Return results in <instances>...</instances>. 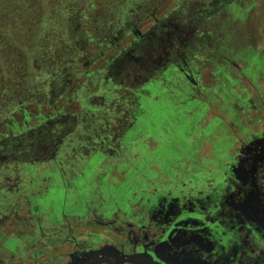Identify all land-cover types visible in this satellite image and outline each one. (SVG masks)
Here are the masks:
<instances>
[{
  "label": "rangeland",
  "instance_id": "1",
  "mask_svg": "<svg viewBox=\"0 0 264 264\" xmlns=\"http://www.w3.org/2000/svg\"><path fill=\"white\" fill-rule=\"evenodd\" d=\"M246 54L264 58V0H0V264L64 258L71 236L112 240L115 230L93 216L63 219L43 235L30 196L49 174H73L97 151L100 167L114 164L139 96L174 63H186L204 100L226 73L245 102L234 106L239 123L228 126L246 143L258 138L264 74L247 75ZM133 209L132 216L142 211ZM109 219L116 229L135 225L131 216ZM28 234L36 239L19 253L5 249L6 237ZM113 257L108 251L82 264H139Z\"/></svg>",
  "mask_w": 264,
  "mask_h": 264
},
{
  "label": "flooded vegetation",
  "instance_id": "2",
  "mask_svg": "<svg viewBox=\"0 0 264 264\" xmlns=\"http://www.w3.org/2000/svg\"><path fill=\"white\" fill-rule=\"evenodd\" d=\"M132 31L136 38L142 37L137 29ZM246 73L249 74L247 69ZM162 75L180 78L174 86L181 92L187 86L190 95L187 100L195 101L187 106L196 110L192 130L190 123L171 133L167 130H125L124 138L143 131L147 134L141 149L144 162L149 165L143 174L148 184H136L140 199L135 200L133 195L131 199L127 198L132 190L127 189L128 183L124 187H115L114 184L115 189L111 185L102 188L112 196L114 206L110 201H103L90 207L84 187L85 176H82L81 184L75 186L68 181L67 175L60 174L64 187L62 194L55 187L53 193L44 198L43 204L30 201L37 231L48 236L50 234L43 230L46 224L54 226L63 219L69 222V219L93 216L97 224L115 230L113 238L103 242L91 236V243L83 244L71 236L66 239L70 248L64 258L57 256L55 261L34 264H82L89 253L103 247H108L113 259L130 257L139 264H264V187L258 181V168L264 166V132L246 143L230 130L228 121L239 123L234 106L245 103L236 93V86L231 88L235 93L229 97L224 82L204 100L200 98L202 88L183 60L171 65ZM152 84L155 101L159 104L164 84L153 81L149 85ZM135 120L134 116L132 124ZM240 130L249 129L242 126ZM163 131L168 136H163L164 141L159 144L155 138ZM170 137L172 142L168 141ZM127 144L126 141L123 143L125 147ZM235 144L238 153L234 150ZM95 156L98 161L104 158L102 152L97 151L83 160ZM143 165L136 167L130 176L140 171ZM53 180V174H49L48 181ZM207 185L211 186V192H207ZM68 186L76 192L75 202L67 198L65 187ZM127 201L131 205L128 206ZM136 205L142 211L132 216ZM113 214L116 218L131 216L135 225L131 227L124 222L125 227L116 229L109 219ZM25 237L23 243L18 241L19 236L6 237L4 244L8 241V250L19 253L36 239L30 234Z\"/></svg>",
  "mask_w": 264,
  "mask_h": 264
},
{
  "label": "trees",
  "instance_id": "3",
  "mask_svg": "<svg viewBox=\"0 0 264 264\" xmlns=\"http://www.w3.org/2000/svg\"><path fill=\"white\" fill-rule=\"evenodd\" d=\"M243 59L247 72L252 77L264 74V58H257L256 55L246 54ZM223 76L224 78L222 80H226L224 85V87L227 89L226 94L231 97L235 93L231 88L235 87L236 84L231 78L227 76L226 73L223 74ZM164 79H166V81ZM179 80L180 78L171 75L167 78L163 77V79L159 81H154L155 84H164V94L161 97L159 96L161 99V103L159 104L158 101H155L156 92L153 90L154 84L148 85L146 87L147 91L141 94L138 98V105L135 111L136 120L128 128V130H167L171 133L172 130H181V128H183L185 125H188V123H190V130H192L191 127L193 126L191 125V122L195 116L196 110L188 109L187 106L192 105L195 103V101L187 100L190 97L187 92V86L183 87L182 92L179 91L178 88L174 87V85H176ZM163 136H168L166 131H163L162 135H159L155 138L159 144L164 141ZM130 137L135 138V140L130 139ZM146 137L147 134L143 131L139 135L130 134L129 138H124L128 144L126 147H122L121 151L117 153V157L113 159L115 161L114 164H106L103 167H100L101 162L104 161L105 158L98 161L96 160L98 156H95L89 160L85 159L81 161L76 172L72 175L66 176L68 181H70V183L74 184L75 186L81 184V181H83L82 176H85L86 182L84 183V187L87 189V201L89 202L88 206L96 207L103 201H110L111 205L114 206L112 196H109L106 189H102L104 186L108 187L109 185L114 187V184H116L115 187L118 185L124 187V185L127 183L129 184L127 189L131 188L132 190L129 191L127 195L128 199H131V197L134 196L136 198L135 200H137L139 197H141V194H137L139 191H137L138 188L136 187V184H148L143 174L147 172L149 165L144 162V152H142L141 149V145ZM168 141L172 142V138L170 137ZM142 165L143 167L140 171L135 172L134 176H130L136 167ZM52 174L54 180L52 182H48L46 188L37 189L36 192L32 193V195L34 194V197L30 196L31 202H33V200H37L40 205L43 204L44 198H47L49 195H51L55 187L60 189V194L63 193L64 187L62 186L63 183L60 174L58 172ZM118 176H121L122 178L118 179ZM65 190L67 192V198L70 201L75 202V190L69 186L65 187ZM134 191H136L135 194L132 193ZM141 202H143V199ZM127 204L128 206L131 205L128 201ZM31 205H33V203H31ZM60 209L61 208L58 205L57 214L59 217ZM45 226H49V224H46ZM25 239L26 237L22 236L18 241L23 243ZM8 245V241H6L4 246L7 251H9Z\"/></svg>",
  "mask_w": 264,
  "mask_h": 264
},
{
  "label": "water",
  "instance_id": "4",
  "mask_svg": "<svg viewBox=\"0 0 264 264\" xmlns=\"http://www.w3.org/2000/svg\"><path fill=\"white\" fill-rule=\"evenodd\" d=\"M107 248H108V247H103V248L100 249V250H94V251H92L91 253H89L87 256H92V255H97V254H103V253H106L107 251H109V250H107Z\"/></svg>",
  "mask_w": 264,
  "mask_h": 264
}]
</instances>
